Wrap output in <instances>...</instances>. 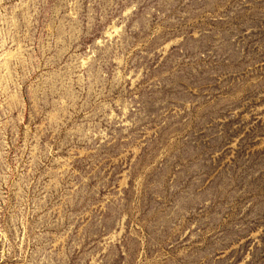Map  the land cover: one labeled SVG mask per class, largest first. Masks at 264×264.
<instances>
[{
	"label": "rangeland",
	"instance_id": "obj_1",
	"mask_svg": "<svg viewBox=\"0 0 264 264\" xmlns=\"http://www.w3.org/2000/svg\"><path fill=\"white\" fill-rule=\"evenodd\" d=\"M0 264H264V0H0Z\"/></svg>",
	"mask_w": 264,
	"mask_h": 264
}]
</instances>
